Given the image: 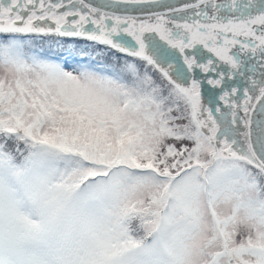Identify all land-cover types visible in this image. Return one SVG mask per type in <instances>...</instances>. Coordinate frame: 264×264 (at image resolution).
<instances>
[{"label": "snow or ice", "instance_id": "1", "mask_svg": "<svg viewBox=\"0 0 264 264\" xmlns=\"http://www.w3.org/2000/svg\"><path fill=\"white\" fill-rule=\"evenodd\" d=\"M0 264H264V0H0Z\"/></svg>", "mask_w": 264, "mask_h": 264}, {"label": "flooded vegetation", "instance_id": "2", "mask_svg": "<svg viewBox=\"0 0 264 264\" xmlns=\"http://www.w3.org/2000/svg\"><path fill=\"white\" fill-rule=\"evenodd\" d=\"M46 39H49V38H46ZM69 41H71L72 46L70 47V53L67 56H69L70 58H72V54L90 53L91 55L90 61L92 62L100 61L102 63L109 64V65L115 63L117 60L120 63L123 62V58H124L123 54L114 52V50H109L103 45H93L91 42H86V41L78 40V39L72 40V39L65 38L63 40V42H69ZM79 58L84 60V57H79ZM201 78H203V76H201ZM202 91L205 94V96H207L208 94L218 91V90L212 89L211 86L205 82L202 86Z\"/></svg>", "mask_w": 264, "mask_h": 264}, {"label": "rangeland", "instance_id": "3", "mask_svg": "<svg viewBox=\"0 0 264 264\" xmlns=\"http://www.w3.org/2000/svg\"><path fill=\"white\" fill-rule=\"evenodd\" d=\"M43 41H44V39L43 40H38L36 42L35 45H36V47L38 46V49H44V47L42 45L47 46V47H49L51 49L55 48L53 46V43H52V42H54V38H53V40L46 39V43L43 42ZM49 41H51V42H49ZM43 53L45 54L44 51H43ZM79 57H84V60L80 59ZM63 58H64V60L63 61H59V62L64 64L67 70H72L74 67L80 65L81 63H88L90 61V59H91V55H90V53H86V54L79 53V54H72V58H70L69 56H63Z\"/></svg>", "mask_w": 264, "mask_h": 264}, {"label": "water", "instance_id": "4", "mask_svg": "<svg viewBox=\"0 0 264 264\" xmlns=\"http://www.w3.org/2000/svg\"><path fill=\"white\" fill-rule=\"evenodd\" d=\"M169 2L176 4V5H179V4L186 2V0H169Z\"/></svg>", "mask_w": 264, "mask_h": 264}]
</instances>
